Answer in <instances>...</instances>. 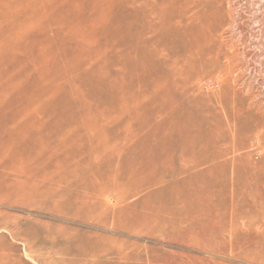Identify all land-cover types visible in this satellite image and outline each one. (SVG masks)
<instances>
[{"label":"rangeland","instance_id":"374dc122","mask_svg":"<svg viewBox=\"0 0 264 264\" xmlns=\"http://www.w3.org/2000/svg\"><path fill=\"white\" fill-rule=\"evenodd\" d=\"M0 264H264V0H0Z\"/></svg>","mask_w":264,"mask_h":264},{"label":"bare ground","instance_id":"6f19581e","mask_svg":"<svg viewBox=\"0 0 264 264\" xmlns=\"http://www.w3.org/2000/svg\"><path fill=\"white\" fill-rule=\"evenodd\" d=\"M186 1H188V0H186ZM194 2V1H193ZM189 4V3H188ZM198 5V4H197ZM196 5V6H197ZM192 6H193V4H192ZM182 9H184L183 7H182ZM196 10V9H195ZM187 11V10H186ZM186 13V12H185ZM193 12H191V14H192ZM199 13V12H198ZM210 13V12H209ZM182 15V14H181ZM190 15V14H189ZM195 15V14H194ZM212 15V14H211ZM183 17V16H182ZM185 18V17H184ZM192 18V17H191ZM190 18V19H191ZM216 18V17H215ZM186 20V19H185ZM194 20H196V19H194ZM188 21V20H187ZM198 21V20H197ZM200 22V21H199ZM186 23V22H185ZM190 23H191V21H190ZM192 24V23H191ZM198 24V23H197ZM192 27V26H191ZM205 27V26H204ZM188 28V26L186 27V29ZM192 29H194V28H192ZM191 29V30H192ZM202 29V28H201ZM203 30V29H202ZM206 30V29H205ZM195 31H197V29L195 30ZM209 31H211V30H209ZM199 32V31H198ZM206 32V31H205ZM200 33H202V32H200ZM203 35H207L206 33L205 34H203ZM214 35V34H213ZM197 36V35H196ZM201 36H202V34H201ZM200 37V36H199ZM204 37H206L207 38V36H204ZM217 37V36H216ZM203 38V37H202ZM211 38V37H210ZM195 41H196V39H195ZM198 41H199V39H198ZM205 41V40H204ZM210 41H211V39H210ZM210 41H209V43H210ZM192 42H194V41H192ZM215 42V41H214ZM197 43V42H196ZM193 44V43H192ZM201 44V43H200ZM199 44V45H200ZM208 44V43H207ZM210 45H211V43H210ZM204 48V47H203ZM200 49H202L201 47H200ZM199 49V50H200ZM191 50V49H190ZM192 52V51H191ZM194 52V51H193ZM216 52H218V51H216ZM199 53V52H198ZM215 54V53H214ZM196 58V57H195ZM225 58H226V63H227V68H226V71H225V74H224V77L222 78V80H219V79H214L213 80V84H215L216 82H227V80L229 79V76H230V73H231V71L233 70V69H230L232 66H231V59L228 57V56H226L225 55ZM179 62V61H178ZM213 63V62H212ZM177 65V64H176ZM175 65V66H176ZM184 67H185V65H184ZM206 68H207V66L206 65H203V64H201V70H202V74H204V73H206ZM215 69H217V68H214V70ZM196 73V72H195ZM181 74V73H180ZM206 77H207V75L206 76H201V82H202V84H205V79H206ZM192 81H193V79H191ZM200 81V80H199ZM193 83V82H192ZM201 85V84H200ZM189 86V85H188ZM155 90V89H154ZM156 92V91H155ZM154 92V93H155ZM156 95V94H155ZM193 108V107H192ZM250 110V109H249ZM198 111V110H197ZM252 111V110H251ZM234 112V111H233ZM187 113H189V112H187ZM238 113H239V111H238ZM225 115V114H224ZM204 116V115H203ZM234 116V115H233ZM225 117H226V115H225ZM234 118H235V116H234ZM198 122V121H197ZM235 124V123H234ZM233 124V125H234ZM229 125V124H228ZM235 126V125H234ZM233 126V127H234ZM229 127H230V125H229ZM235 129V128H234ZM211 130V129H210ZM222 132H224V131H222ZM230 132H231V130H230ZM224 134V133H223ZM234 135V134H233ZM234 137V136H233ZM219 140V139H218ZM216 145V144H215ZM154 153V152H153ZM153 156V155H152ZM151 156V157H152ZM151 159H153V158H151ZM145 164V163H144ZM174 167V166H173ZM146 168H147V166H146ZM175 168V167H174ZM180 168V167H179ZM149 169V168H148ZM161 169V168H160ZM224 170V169H223ZM148 171V170H147ZM153 172H154V170H153ZM180 173V172H179ZM145 175H147V174H145ZM154 175V174H153ZM172 175V174H171ZM160 176V175H159ZM164 176H165V174H164ZM148 177V176H147ZM151 177H153V176H151ZM233 177H234V175H233ZM141 178H143V175H142V177ZM176 178H177V176H176ZM153 179V178H152ZM159 179V178H158ZM170 180V179H169ZM178 180V179H177ZM218 181V180H217ZM221 182V181H220ZM140 183V182H139ZM223 183V182H222ZM145 184V183H144ZM170 184H173V183H170ZM186 184V183H185ZM136 187V186H135ZM179 187V186H178ZM182 187V186H181ZM192 187V186H191ZM233 187V186H232ZM162 188V187H161ZM170 188V187H169ZM136 189V188H135ZM162 190V189H161ZM160 190V191H161ZM187 190V189H186ZM232 192H233V190H232ZM163 193H164V191H163ZM187 194V193H186ZM160 196V195H159ZM189 197V196H188ZM235 225H236V223H235Z\"/></svg>","mask_w":264,"mask_h":264}]
</instances>
